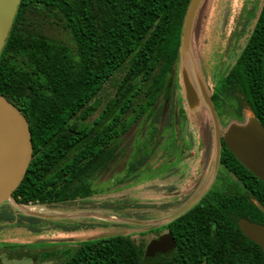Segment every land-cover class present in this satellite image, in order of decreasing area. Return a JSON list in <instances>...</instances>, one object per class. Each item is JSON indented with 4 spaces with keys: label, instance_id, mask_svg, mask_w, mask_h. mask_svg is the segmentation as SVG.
<instances>
[{
    "label": "trees",
    "instance_id": "16d2710c",
    "mask_svg": "<svg viewBox=\"0 0 264 264\" xmlns=\"http://www.w3.org/2000/svg\"><path fill=\"white\" fill-rule=\"evenodd\" d=\"M191 1L21 0L0 53V94L27 118L34 146L30 168L13 194L19 204L72 205L98 195L94 184L109 168L102 156L116 139L114 124L121 121L124 137L145 121L181 60ZM210 100L220 109L234 102L239 117L249 110L264 126V4L245 48ZM141 164L133 158L130 170ZM251 177V197L264 207V182ZM106 208L125 212L146 205L121 199ZM195 214L173 222L175 248L156 264H264L262 249L226 212L218 214L215 232ZM245 218L264 225V213L253 201ZM0 222L40 232L38 219L9 211L0 213ZM146 251L129 234L88 240L63 264H144Z\"/></svg>",
    "mask_w": 264,
    "mask_h": 264
},
{
    "label": "flooded vegetation",
    "instance_id": "af4514ba",
    "mask_svg": "<svg viewBox=\"0 0 264 264\" xmlns=\"http://www.w3.org/2000/svg\"><path fill=\"white\" fill-rule=\"evenodd\" d=\"M178 64L165 86L162 99L151 108L145 121L132 125L124 137L121 121L114 124L116 139L113 143L109 142L102 156L104 161H110L103 175L119 177L123 167V150L128 151L131 145L133 158L142 161L135 173L146 166L150 193L145 205L153 215L151 219L154 222L149 231L152 235L151 244L165 237L173 239L175 245L172 231L175 220L170 221L169 218L191 204L194 206L187 213L196 210L197 222L213 232L217 230L220 211L226 212L229 220L240 228V222L247 220L245 216L250 203L253 201L258 207L261 205L251 197V172L226 143L225 133L230 125L227 115L221 114L223 108L214 105L210 109L200 104L191 109L186 99L183 69H180L179 74L176 73ZM201 70L204 75L201 82L210 98H213L218 84L210 88L205 70L202 67ZM190 78L198 94H201L196 75L192 73ZM209 111L215 113V120ZM158 211L163 214L162 222L154 217ZM158 226L163 227L156 229ZM59 254L44 251L38 257H33L32 262L54 264L59 257H64V253L61 256Z\"/></svg>",
    "mask_w": 264,
    "mask_h": 264
},
{
    "label": "rangeland",
    "instance_id": "374dc122",
    "mask_svg": "<svg viewBox=\"0 0 264 264\" xmlns=\"http://www.w3.org/2000/svg\"><path fill=\"white\" fill-rule=\"evenodd\" d=\"M263 4L264 0H203L191 40L182 48L176 73L179 74L180 69L187 66L186 61L191 57L201 77H204L201 67L205 70L210 88L221 83L251 37ZM189 74L192 76L191 72ZM227 103L221 114L227 115L228 124L245 125L248 122L247 113L243 114L245 117L243 119L237 113L238 105L231 101ZM202 104L205 106L206 101ZM209 112L215 120V113ZM132 148L131 145L126 158L122 161V173L116 172L119 177L107 174L100 177L94 185L99 191L98 195L88 202L54 206L33 205L28 209L32 210V213L17 207L12 202L0 208V213L9 211L25 217L35 215L36 217L32 218L40 222L39 233H32L33 231L25 227L19 228L15 223L0 222V263L34 264L33 257H38L44 251H55L57 254L61 253L59 256L64 253V257H59L60 259L54 264H63L81 243L103 233L120 230H127L126 232L137 244L144 242L148 248L152 240L149 231L154 222L151 219L153 215L147 209L120 212L106 208L107 205L117 203L120 199L126 200L131 206L145 205L149 198L146 166L141 168L139 173L129 170L133 159ZM120 182L122 185H119ZM154 217L157 221L163 220L161 211L156 212ZM83 225L86 227L76 233H68L65 230ZM90 227L94 229H89ZM162 227L158 226L156 229ZM40 240H49L50 243L38 244Z\"/></svg>",
    "mask_w": 264,
    "mask_h": 264
},
{
    "label": "water",
    "instance_id": "95a60500",
    "mask_svg": "<svg viewBox=\"0 0 264 264\" xmlns=\"http://www.w3.org/2000/svg\"><path fill=\"white\" fill-rule=\"evenodd\" d=\"M202 2L203 0L191 1L184 26L182 48L186 42L191 40L194 24ZM20 3L21 0H0V53L6 43ZM186 64L187 66L183 68V81L186 99L190 108H196L206 101V106L212 109L210 96L201 82V75L193 63V58L189 57ZM190 72L196 75L201 94H198V91L193 86ZM246 113L248 122L245 125H231L225 133V140L229 150L237 159L255 177L264 182V126L255 119L251 112L246 111ZM33 152L34 146L27 118L14 103L0 94V208L12 202L17 207L32 213V211L28 210L30 206L19 204L13 194L23 182L30 168ZM193 206L194 204L187 206L169 218V220L173 221L182 217ZM259 207L264 213V207L262 205ZM31 217L36 216L31 215ZM240 229L244 236L262 249L264 256V226L248 220H242ZM127 234L126 231L107 232L89 240L110 239ZM37 243L47 244L50 241L40 240ZM174 247L173 239L162 237L147 248L144 264H156L162 255H169Z\"/></svg>",
    "mask_w": 264,
    "mask_h": 264
},
{
    "label": "bare ground",
    "instance_id": "6f19581e",
    "mask_svg": "<svg viewBox=\"0 0 264 264\" xmlns=\"http://www.w3.org/2000/svg\"><path fill=\"white\" fill-rule=\"evenodd\" d=\"M189 62L191 63V61L189 60ZM121 208V207H120ZM113 209H115V208H113ZM117 209V208H116ZM123 209V208H122ZM32 211V210H31ZM150 224V223H149ZM155 224H156V222H155ZM121 228V227H120ZM146 230V229H145ZM127 231V230H126ZM133 231V230H132ZM142 231V230H141Z\"/></svg>",
    "mask_w": 264,
    "mask_h": 264
},
{
    "label": "built area",
    "instance_id": "2783aa9c",
    "mask_svg": "<svg viewBox=\"0 0 264 264\" xmlns=\"http://www.w3.org/2000/svg\"><path fill=\"white\" fill-rule=\"evenodd\" d=\"M25 206H33L32 204H30V205H25Z\"/></svg>",
    "mask_w": 264,
    "mask_h": 264
}]
</instances>
